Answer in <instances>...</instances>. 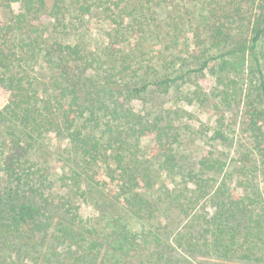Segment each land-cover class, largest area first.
<instances>
[{
    "label": "trees",
    "instance_id": "obj_1",
    "mask_svg": "<svg viewBox=\"0 0 264 264\" xmlns=\"http://www.w3.org/2000/svg\"><path fill=\"white\" fill-rule=\"evenodd\" d=\"M179 1L0 0V264H264V0L202 1L200 67L143 60L132 24ZM70 12L110 23L108 52L62 39ZM173 89L242 104L232 152L222 116L184 165L170 113L132 104ZM54 139L61 174L38 157Z\"/></svg>",
    "mask_w": 264,
    "mask_h": 264
},
{
    "label": "rangeland",
    "instance_id": "obj_2",
    "mask_svg": "<svg viewBox=\"0 0 264 264\" xmlns=\"http://www.w3.org/2000/svg\"><path fill=\"white\" fill-rule=\"evenodd\" d=\"M203 0H180L174 7L167 6L165 3L156 5L152 3V10L144 16L143 23L132 24V44L139 52L140 57L145 61L155 63L161 58L176 60L174 68L180 69L184 63L190 64L194 60L198 61L200 51L194 42V31L192 29L196 20H199L202 11ZM16 8V7H14ZM77 13H67L62 25L61 37L66 41H79L86 45L88 49H99L102 52L109 51V35L111 31L110 23L105 22L100 14L85 16L83 21L75 17ZM10 15L9 9H0V21ZM195 26V25H194ZM137 34H142V38L137 39ZM195 56V57H194ZM156 64V63H155ZM195 64V63H194ZM249 64V62H247ZM200 67V64L188 65V69ZM189 74H194L190 72ZM44 77L49 74L43 73ZM48 80V79H46ZM47 82V81H46ZM203 86L210 90L214 84V79L210 75L203 76L201 79ZM44 87V85H41ZM7 102V96L0 89V108ZM133 106L136 110H164L170 113L174 120L177 130L181 133L180 141L177 145V152L184 165H191L206 147V140L212 135V128L217 125L218 118L224 116V122L229 131L230 139L226 143L219 144L218 149L233 150L240 134L241 108L242 104L236 103L234 108L225 110L216 106V100L211 99L200 103L195 100L188 102L183 96L173 89L167 94H149L142 99L134 100ZM5 138L3 131L0 130V147ZM48 142V145L46 144ZM150 139L143 140V149L151 152ZM60 145V146H59ZM66 143L59 144L54 140H46L42 145V152L39 159L42 164L53 173L61 174L65 172L62 166L64 162L58 159L56 153L62 150ZM230 145L231 147H229ZM207 148V147H206ZM66 168L65 170H67ZM64 190V188L62 189ZM81 213L83 216L93 214V208L89 202L80 201ZM207 263V262H205ZM204 264V263H202ZM225 264H237L236 262H225ZM244 264V263H239Z\"/></svg>",
    "mask_w": 264,
    "mask_h": 264
}]
</instances>
